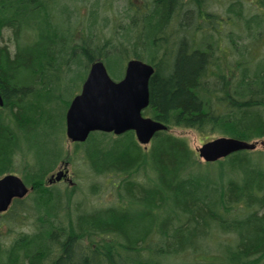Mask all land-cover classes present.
<instances>
[{
	"label": "trees",
	"instance_id": "trees-1",
	"mask_svg": "<svg viewBox=\"0 0 264 264\" xmlns=\"http://www.w3.org/2000/svg\"><path fill=\"white\" fill-rule=\"evenodd\" d=\"M80 1L91 6L81 28L89 37L76 46L77 21L50 17L67 16L65 6L0 0V34L10 29L12 38V48L0 46V176L18 172L32 187L0 215L8 231L26 227L0 239V264H264V147L203 162L167 130L146 147L132 131H93L73 152L91 172L89 193L109 181L113 200L87 204L84 192L74 202L76 184L46 181L66 156L54 90L77 67L83 81L96 59L114 78L128 57L152 64L144 114L166 126L263 138L264 0H229L224 14L210 9L221 0L128 2L125 20L111 27L121 37L94 43L95 15L110 6ZM215 232L231 241L207 252Z\"/></svg>",
	"mask_w": 264,
	"mask_h": 264
},
{
	"label": "water",
	"instance_id": "water-1",
	"mask_svg": "<svg viewBox=\"0 0 264 264\" xmlns=\"http://www.w3.org/2000/svg\"><path fill=\"white\" fill-rule=\"evenodd\" d=\"M153 72L151 64L131 58L126 62L123 77L113 80L100 59L93 61L80 92L71 99L65 113L68 140L84 141L94 130L114 134L132 130L139 143L147 144L156 131L166 129L162 122L142 115V109L149 103L148 82ZM256 144L257 141L219 136L204 142L197 150L204 161H212L237 150L255 149ZM64 174L58 170L47 181L59 180ZM29 189L16 174L1 176L0 212L8 208L13 198H22Z\"/></svg>",
	"mask_w": 264,
	"mask_h": 264
},
{
	"label": "rangeland",
	"instance_id": "rangeland-1",
	"mask_svg": "<svg viewBox=\"0 0 264 264\" xmlns=\"http://www.w3.org/2000/svg\"><path fill=\"white\" fill-rule=\"evenodd\" d=\"M101 3L102 1H106L108 4L107 6H110L109 10H105V11H97L96 19H98V21H96V34L93 35V37L91 38L92 42H96V40H100L102 38L104 39H109V41H113V39H118L121 37V29L118 30L115 35L112 33L111 31V27L124 21L125 17L124 16V9L126 7V4L128 2L130 3H135L140 5L142 3V0H99ZM227 1L229 0H221V4L218 5V1H215L214 4L212 2V5H210V9L213 10L215 13L219 12V14H224L223 11V6L224 3H227ZM56 4L58 6H65L66 7V11H65V15L64 16L63 13H56L55 12V16L52 15L50 16L51 19L55 20L56 23H60V22H64L65 18L69 17V21L70 23L73 25L74 23L76 24L77 21V30L73 29V32L70 30V33L73 37V45L78 46L80 41L84 38H87V36L89 34L86 35V30H84L83 32H81V28L83 29L85 22L82 23V21H85L82 19V17H89L87 15L89 8L91 7L88 4H82V2L80 0H55ZM211 3V1H210ZM222 5V6H221ZM219 6V7H218ZM69 13V15H68ZM115 15L117 16V18H115ZM90 18V17H89ZM106 18L107 24H102L103 23V19ZM115 18V19H114ZM67 20V19H66ZM66 25H68V23H66ZM226 27L228 28V30L230 31L232 28L229 27V25H226ZM2 30V29H1ZM11 36V30H2L1 34H0V46H5L7 45L9 48H12V38ZM89 37V36H88ZM88 40V38H87ZM250 40V38L247 39V42ZM224 42L227 43V39L224 37ZM245 42V40H244ZM96 44V43H95ZM225 44V43H224ZM227 45V44H225ZM228 47V46H227ZM229 47H231V45H229ZM78 48V47H77ZM226 52H228V50L226 49ZM129 58H133V57H128ZM126 59V61L128 60ZM125 61V63H126ZM125 66V64H124ZM70 67H74V64H70ZM53 73H55V71H53ZM109 73V72H108ZM50 74H52V72H50ZM85 74V70H81L78 67L74 68L72 70V72L70 73L69 78L67 79V86H62L60 88H57L54 90L53 96L55 97V101L53 103V110L56 113V122L60 123L62 115H64L65 117V111L67 108V102L70 101V99L80 90V84H82V77ZM110 77H112V79L117 80L119 78L117 77H113V74L111 75L109 73ZM64 122H65V118H64ZM169 132H171L172 134H174L175 136L178 137H183L187 143L188 146L193 149V150H197L205 141L209 140V139H213L215 137H218L222 134H220L219 132H200L198 130H196L195 128H190V127H180V126H167V128L165 129ZM224 136H226L225 134H223ZM58 139L62 142V137L58 136ZM252 141H257L256 144V150H260L263 149V143H261V141L264 142V137L263 138H259V139H253ZM149 144H147L148 146ZM146 146V145H145ZM144 147V145H143ZM64 150L66 152V156L63 159V162L67 163V166L63 165V168L65 170H67V177L71 180L67 181V180H63L61 182H53V184L59 188H64L67 186H75V184L78 186V191H76V186H75V196L73 198V201H80L82 199H84L85 193L90 194L89 191V185L91 182V175H90V171L87 167V164H83V161L81 158H79L77 155L74 154V146H73V142H71L70 140L66 139L64 141ZM198 151V150H197ZM196 151V152H197ZM198 153V152H197ZM200 161H202L201 158H199ZM60 163L57 164V166L54 168V170L52 171V173H55L60 167H59ZM18 172H16L17 174ZM50 174V173H49ZM49 174L47 175V177L49 176ZM17 175H19L21 177V174L18 173ZM118 179L117 176L113 175V180L116 181ZM104 177H99L96 179V181L98 183L103 182ZM112 187H110L109 181L108 182H104L103 185H100L98 189L94 190V192L96 194H90V196L86 197L85 199L87 200V204H105V203H109L113 200L114 198V194L111 192ZM85 192V193H84ZM5 212V211H4ZM3 213V212H2ZM0 213V215L2 214ZM8 226H6L4 224V222H2V224L0 225V232L2 233V235L4 234V236L0 237L1 240H6L7 238L10 239L11 237H13V235L16 234L17 231L21 230L25 231L26 227L23 228H19V227H14L16 228V232L14 231H8ZM19 228V229H18ZM215 236H213L212 241L207 240L208 242H205L203 245L206 246H210L207 249V252L209 251H214L215 249H218L221 244L225 245L226 240L229 241L230 240V235L228 234H218L217 232L214 233ZM7 235V238H3ZM231 241V240H230ZM209 250V251H208Z\"/></svg>",
	"mask_w": 264,
	"mask_h": 264
}]
</instances>
